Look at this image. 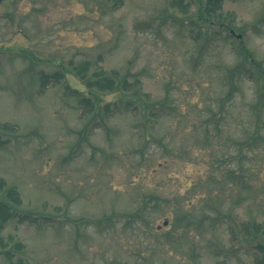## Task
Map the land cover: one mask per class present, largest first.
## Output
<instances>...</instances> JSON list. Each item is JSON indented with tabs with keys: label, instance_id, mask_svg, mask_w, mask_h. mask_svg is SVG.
Segmentation results:
<instances>
[{
	"label": "rangeland",
	"instance_id": "1",
	"mask_svg": "<svg viewBox=\"0 0 264 264\" xmlns=\"http://www.w3.org/2000/svg\"><path fill=\"white\" fill-rule=\"evenodd\" d=\"M199 13L200 0H22L0 17V200L14 214L0 220V264L264 258V234L245 231L264 226V138L246 144L257 85L226 98L241 44L264 67V0ZM71 61L139 76L166 114L103 127L71 94L86 91ZM42 72L63 77L44 88Z\"/></svg>",
	"mask_w": 264,
	"mask_h": 264
},
{
	"label": "trees",
	"instance_id": "2",
	"mask_svg": "<svg viewBox=\"0 0 264 264\" xmlns=\"http://www.w3.org/2000/svg\"><path fill=\"white\" fill-rule=\"evenodd\" d=\"M225 1L207 0L206 4L203 5L202 0H200L201 13L199 15L201 20L213 22L215 19H221L222 15L218 11L222 9ZM121 4H123L122 1H120ZM230 37H233V35H230ZM239 50L242 59L234 67L227 70L230 89L226 98L228 100L234 99L243 81H251L257 85V101L253 106V110L257 114V123L252 136L246 141V144L251 146L252 143H256L259 139L264 138L262 133L264 130V67L254 59L252 53L244 44H241ZM69 65L86 87L84 93L74 90L71 94L78 97L79 104L83 108L84 113L93 112L96 118L101 117L103 127L107 125L105 121L106 117L123 112H133L134 115L141 117L145 126L148 124L153 125L155 121H158V119L166 114L168 108L166 102H154L152 96L144 91V84L139 76H134L133 81H131L117 69L111 71H106L103 68L92 69L91 62L76 64L71 61ZM40 76L44 88L48 87L51 83H60L63 77L60 72L51 75L42 72ZM106 94H117L118 99L113 102L103 103L102 96ZM145 137L149 140L153 138V135L147 131ZM4 185V182H0V188ZM7 196L12 200L18 201L16 191L8 190ZM13 216L11 206L7 202L0 200V220L2 224ZM251 228L255 234H264V226L261 224H245V231L247 233L250 232ZM16 246L19 248L21 244H17ZM257 263L264 264V258L258 259ZM13 264H24V261L19 259V261Z\"/></svg>",
	"mask_w": 264,
	"mask_h": 264
},
{
	"label": "flooded vegetation",
	"instance_id": "3",
	"mask_svg": "<svg viewBox=\"0 0 264 264\" xmlns=\"http://www.w3.org/2000/svg\"><path fill=\"white\" fill-rule=\"evenodd\" d=\"M21 2L22 0H0V17L4 16V13H12L13 8Z\"/></svg>",
	"mask_w": 264,
	"mask_h": 264
}]
</instances>
